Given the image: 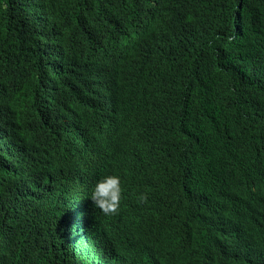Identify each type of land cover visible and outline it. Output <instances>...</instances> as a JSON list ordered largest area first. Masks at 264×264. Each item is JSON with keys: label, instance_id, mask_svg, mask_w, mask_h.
<instances>
[{"label": "trees", "instance_id": "1", "mask_svg": "<svg viewBox=\"0 0 264 264\" xmlns=\"http://www.w3.org/2000/svg\"><path fill=\"white\" fill-rule=\"evenodd\" d=\"M138 1L0 0V225L13 234L9 243L0 240V264H63L70 238L93 248L99 244L81 227L66 233L50 215L42 222L20 207L23 199L17 191L26 176L18 158L8 151L9 141L2 136L8 128L39 154L44 145L54 144L29 139L39 130H60L69 123L73 139L87 133L84 154L80 150L62 152L49 160L62 181L55 202L59 212L76 216L81 196L89 192L96 178L107 173L120 175L121 208L104 221V233L115 243L110 245V254H120L127 247L137 264H158L164 257H172L167 262H173L176 242L181 238V251L195 252L200 246L199 262L209 254L215 264L217 253L212 255L203 242L205 234L186 224L164 223L155 217L167 170L184 164L196 152L201 168L191 189L203 191L206 210L210 193L215 209L224 198L237 201L232 212L242 222L261 210L264 0H155L141 5ZM145 14L146 22L142 19ZM84 23L102 24L121 33L122 44L132 45L123 58L117 56L115 61L126 79L137 75L156 91L162 90L164 83L167 94L156 95L159 104L155 113L145 115L123 97H114L110 108L108 68L94 70L78 53L76 40ZM233 33L236 36L231 39ZM227 61L231 62V74L222 87L218 83L208 91L207 83L221 73ZM96 79L105 80L101 110L94 89ZM204 97L211 100L201 99ZM137 103L142 105L141 101ZM111 115L120 120L114 116L111 122ZM92 131L93 145L88 149V133ZM151 139L154 147L148 144ZM107 150L112 155L147 161L129 174L112 167L98 168L101 159L107 162ZM247 182L252 183V192H248ZM188 189L184 186L179 192L181 207ZM196 191L198 206L200 196ZM141 194L147 197L144 202H139ZM51 198L47 190L40 191L41 208L50 210L47 201ZM224 225L229 239L226 221ZM237 225L233 215L231 249L228 243L223 248L233 257L227 264H263L254 232L239 250L234 234ZM243 230L251 231L246 226ZM246 247L248 252L241 255ZM89 263L102 260L96 254Z\"/></svg>", "mask_w": 264, "mask_h": 264}, {"label": "clouds", "instance_id": "2", "mask_svg": "<svg viewBox=\"0 0 264 264\" xmlns=\"http://www.w3.org/2000/svg\"><path fill=\"white\" fill-rule=\"evenodd\" d=\"M154 1L155 0H139L138 5L146 2L154 3ZM145 17L146 14L142 19L146 22ZM122 36L121 33L110 31L102 24L84 23L79 29L76 40L79 56L83 60H88L94 70L97 67L98 71L101 72L104 68H108L107 80H109L111 87L110 108L111 101L114 97H116V99L123 97L132 107H135L145 115H150L151 113H155L159 104L156 95L167 94L164 83L163 89L156 91L150 86L142 83L137 75H132L128 79L125 78L123 69L117 68L115 61L117 56L123 58L132 45L122 44L120 42ZM235 36L236 33H233L231 39ZM230 63V61L225 62L221 73L209 80L205 87L208 91L219 85L218 83H221V87L223 86L222 83H224L231 74ZM114 76L118 77V79L114 80ZM104 84L105 80L101 79H96L94 82V89H97L99 94L98 101L100 110L102 107ZM141 95H144L146 98H142ZM202 96H205V91H203ZM201 99L211 100L208 97ZM137 101H141L142 105L140 106ZM114 116L116 115H111L108 119L113 122L112 118ZM116 117L117 121H119L120 118L118 116ZM5 126V123L2 122V127L5 128ZM112 126L113 124L111 123L109 127L112 128ZM68 130L69 136L67 138L66 133ZM86 134L87 133L84 132L79 137L73 139L70 134L69 123H66L65 127L60 130H39L30 135L29 139H36L45 143L46 141H54V144L44 145V150L39 154L33 151L28 141H24V139H20L19 137L15 138L12 129L8 128L2 136L9 141L8 151L12 157L18 158L21 170L26 176V180L17 191V194H20V198L23 199V205H20V207L24 208L27 213H34L42 222L48 220V215H50V217L55 219L62 227L64 226L66 233L81 227L88 233L92 240L99 241L98 246L93 248L87 246V244H81L76 239L70 238L68 240V247L66 245L64 249L63 264H90V259L96 254H98L102 260V263L99 264H137L135 262V256L130 254L133 251L129 250L127 247L122 248L120 254H110V251L113 249L110 245L115 243L104 233V221L118 212L119 208H121L123 200V179L120 175L110 173L108 175L103 174L100 178H96L89 192L81 196L78 202L76 216H72L75 214L67 215L66 212H59V205L55 202V198L59 197L58 191L62 181L54 174L49 160L61 156L62 152H76L80 150L81 153L84 154L86 150L84 146ZM96 134L98 140H101L102 135L99 129L96 130ZM88 136L90 138L88 149H90L91 144L93 145V131L88 133ZM1 142L3 143V141ZM148 144L149 146H153V140L151 139ZM23 146H27V150H24ZM107 154V162L103 163L101 159L98 168L112 167L123 174H129L136 165L147 161L143 158H123L115 153L112 155L108 150ZM187 162L189 164L188 166ZM86 165L87 168L90 167V165L85 164V166ZM200 168L201 161H199L196 152L184 164L170 167L167 170L162 189L157 198L155 217L164 223L186 224L192 230H198L201 234H205L207 237L203 242L208 245L212 255L217 253L215 264H227L233 257L224 253L223 248L225 244L228 243V247L231 249V220L232 216L236 214L232 211L238 206V202L231 198H224L215 209L214 196L210 193L207 202L208 209L206 210L203 191L191 189V187L196 184L193 179L197 176V170H199L198 173L200 172ZM124 170H126V172H124ZM246 184L248 186V192H252L250 191L252 183L247 182ZM184 186L189 187V189L183 206L181 207L178 195ZM43 190H47V194L50 193L52 196V198L47 201L48 205L51 206L50 210L41 208L42 201L38 199V195L40 191ZM195 191L198 192L200 196L198 206L194 198ZM146 199L147 197L143 194L139 196V202H144ZM260 207L261 210L259 212L251 213L243 222L241 217L238 214L236 215L238 225L235 228L234 234L239 250L245 238L253 232L257 235L259 250L260 244H264V204ZM224 221L227 222L229 228V239H227L225 233L226 228ZM243 226H246L251 231H244ZM188 235L190 236V234ZM12 239V231L7 228L4 229L3 225H0V240L9 243ZM182 242V238L176 242L177 253L173 256V262H167L171 260L172 257H164L158 264H200L198 255L201 253L202 248L196 246L195 252L188 250L181 251L183 250L181 245ZM1 248H3V246H0V249ZM261 253L263 254L262 256H264V245L261 249Z\"/></svg>", "mask_w": 264, "mask_h": 264}, {"label": "bare ground", "instance_id": "3", "mask_svg": "<svg viewBox=\"0 0 264 264\" xmlns=\"http://www.w3.org/2000/svg\"><path fill=\"white\" fill-rule=\"evenodd\" d=\"M105 128H106V127H105ZM103 134H104V132H103ZM153 147H154V146H153ZM107 157H108V155H107ZM108 174H110V173H107V175H108ZM226 183H227V179H225V186H226ZM207 209H208V206H207ZM235 215H237V213H236ZM226 234H227V233H226ZM263 245H264L263 243L260 244V250L262 249ZM246 252H248V251H247V247L242 251L241 255H243V254L246 253ZM249 252H252V251H249ZM261 255H263V254H261ZM247 258H248V257H243V258H241V259H242V260H246ZM262 258H263V256H261V258H260V260H259L260 262H263ZM249 260L254 261V257H253V258H252V257H249ZM199 263H200V264H213L212 261H211V256H210L209 254L203 255ZM263 264H264V263H263Z\"/></svg>", "mask_w": 264, "mask_h": 264}]
</instances>
